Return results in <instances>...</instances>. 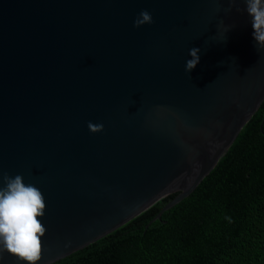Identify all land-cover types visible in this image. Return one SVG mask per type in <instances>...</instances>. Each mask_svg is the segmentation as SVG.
<instances>
[{
    "label": "water",
    "instance_id": "water-1",
    "mask_svg": "<svg viewBox=\"0 0 264 264\" xmlns=\"http://www.w3.org/2000/svg\"><path fill=\"white\" fill-rule=\"evenodd\" d=\"M245 7L0 0V170L44 196L37 264L159 219L248 126L264 48ZM142 10L153 23L135 28ZM0 264L24 262L5 252Z\"/></svg>",
    "mask_w": 264,
    "mask_h": 264
},
{
    "label": "trees",
    "instance_id": "trees-1",
    "mask_svg": "<svg viewBox=\"0 0 264 264\" xmlns=\"http://www.w3.org/2000/svg\"><path fill=\"white\" fill-rule=\"evenodd\" d=\"M148 222L48 264H264V99L194 188Z\"/></svg>",
    "mask_w": 264,
    "mask_h": 264
},
{
    "label": "clouds",
    "instance_id": "clouds-1",
    "mask_svg": "<svg viewBox=\"0 0 264 264\" xmlns=\"http://www.w3.org/2000/svg\"><path fill=\"white\" fill-rule=\"evenodd\" d=\"M244 11L251 17L252 36L256 46L264 48V0H243ZM229 8L226 9L230 12ZM236 11H241L239 8ZM150 12L142 10L133 20V27L152 24ZM223 23V21H221ZM231 27V26H230ZM229 29V28H228ZM200 49L191 48L184 71L190 73L199 63ZM91 133L103 131L102 123L88 122ZM44 196L36 186L26 185L23 177L17 174L10 177L0 170V257L5 252L24 264H37L42 257L46 228L41 221L45 210Z\"/></svg>",
    "mask_w": 264,
    "mask_h": 264
}]
</instances>
